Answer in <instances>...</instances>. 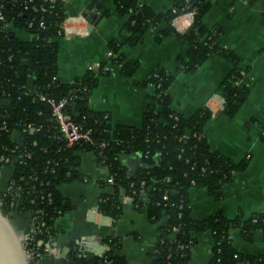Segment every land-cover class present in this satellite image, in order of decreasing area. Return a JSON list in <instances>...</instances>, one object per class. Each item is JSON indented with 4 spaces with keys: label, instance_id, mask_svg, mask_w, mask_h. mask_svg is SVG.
I'll use <instances>...</instances> for the list:
<instances>
[{
    "label": "trees",
    "instance_id": "16d2710c",
    "mask_svg": "<svg viewBox=\"0 0 264 264\" xmlns=\"http://www.w3.org/2000/svg\"><path fill=\"white\" fill-rule=\"evenodd\" d=\"M112 1L116 11L127 17L124 29L128 35L121 41L109 42L107 60L99 63L97 73L86 70L82 77L63 82L56 75L59 47L55 41L62 34L60 24L66 18L63 1L0 0L3 17L0 20V99L7 101L0 108V167L7 163L6 158L20 157V161L11 164L12 174L6 188L0 191V211L4 217H10L13 211L32 214L29 237L22 242L27 264H39L40 256L46 251L44 243L52 244L57 235L55 219L71 207L59 185L73 180L91 181L78 171V150L92 152L97 164L105 166L111 177L110 182L96 181L100 187L107 188L97 200L100 213L118 218L121 197L129 195L133 206L145 211L150 222L166 218V223L158 228L151 264H185L190 258V246L197 241L196 234L205 231L211 233L213 240L207 264H264V252L243 254L233 246L229 235L231 228H238L246 240H251L256 233L264 239V212L244 217L239 211L233 218L221 211L204 219L191 215V187L204 188L220 200L224 195L223 185L248 163L246 157L234 161L210 149L203 136L205 122L211 115L208 107L201 106L188 117L175 112L170 107L168 92L173 78L160 67L152 69L147 80L141 83L152 87L154 93L139 127L112 125L106 112L89 105L97 75L110 73L103 66L120 64V72L125 76H132L137 69V61L125 60L120 53L123 44L134 45L149 27L160 22L169 26L160 34L175 33L174 18L194 11L191 27L181 35L188 47L185 57L179 58L180 70L194 72L214 55L227 58L231 67L218 90L224 99L223 112L235 115L248 94V87L239 84L246 68H241L232 53L219 44L222 30L203 24L209 1L171 0V7L159 13L139 0ZM8 23L28 33L29 38L3 31V25ZM31 79L34 92L26 89ZM39 93L56 99L74 94L65 109L75 122L91 131L92 142L68 146L51 116L50 107L37 97ZM72 103L76 104L78 117L73 116ZM174 114L178 115L177 119L173 118ZM15 130L19 141L11 138ZM131 153L142 163L133 173L122 161L123 156ZM105 242L110 249L103 256L88 258L73 250L68 256L75 264H123L125 258L112 252L114 246L120 245V239L109 238Z\"/></svg>",
    "mask_w": 264,
    "mask_h": 264
},
{
    "label": "crops",
    "instance_id": "0c3cea01",
    "mask_svg": "<svg viewBox=\"0 0 264 264\" xmlns=\"http://www.w3.org/2000/svg\"><path fill=\"white\" fill-rule=\"evenodd\" d=\"M209 9L202 18L208 28L219 27V44L230 51L241 68H246L239 82L248 87V94L233 116L223 112V97L218 85L227 75L231 63L227 58L214 55L202 62L194 72L180 70L179 58L185 57L187 43L181 36L192 24L188 13L179 15L172 25L174 32L160 34L169 26L160 22L149 27L134 45L123 44L120 53L125 60L138 62L132 76L122 75L120 64H111L109 74H98L89 105L107 113L112 125L139 127L146 106L152 103L153 89L141 83L147 80L155 67H160L173 81L168 88L170 107L184 117L201 106L211 110L204 125L203 136L211 150L239 161L248 158L245 169L237 171L232 180L223 185V198L210 196L204 188L189 189V207L195 219H204L217 211L233 218L239 211L244 217L264 212V0H208ZM156 13L168 10L171 0H139ZM66 12L63 33L55 37L59 47L57 77L69 82L82 77L89 66L106 61L108 44L123 40L127 17L116 11L112 0H63ZM90 6L87 16H83ZM87 17H89L87 19ZM3 31L15 32L22 38L29 34L10 23ZM26 89H35L32 79ZM7 101L0 99V108ZM11 138L19 141L18 131ZM80 162L78 171L91 181L73 180L59 185L61 194L71 207L55 219L57 235L50 248L39 258V264H75L68 253L92 258L105 255L109 238H119L120 245L113 254L125 258L123 264H151L156 252L159 226L166 223L162 217L150 222L143 210L132 204L131 198L121 197V214L113 219L97 209V200L107 188L97 180H107L108 170L97 164L92 152L76 151ZM133 173L142 163L136 154L122 157ZM12 165L0 167V191L4 190L12 174ZM32 214L13 211L7 221L18 237L29 234ZM229 235L233 246L241 253L257 255L264 252V239L260 233L251 240L241 236L238 228ZM197 241L190 246V258L185 264H207L213 240L209 231L196 234Z\"/></svg>",
    "mask_w": 264,
    "mask_h": 264
},
{
    "label": "built area",
    "instance_id": "2783aa9c",
    "mask_svg": "<svg viewBox=\"0 0 264 264\" xmlns=\"http://www.w3.org/2000/svg\"><path fill=\"white\" fill-rule=\"evenodd\" d=\"M46 1L53 2L55 0H46ZM60 1H63V0H60ZM184 1L188 2V0H184ZM185 13H188L193 18L194 11H188ZM176 18H174V20ZM1 19H3L2 15H0V20ZM39 25L43 26V23L40 22ZM63 25H64V20L60 24V27L62 29V33H63ZM107 54H108V52H107ZM88 70H92L94 73H97L99 70V64L89 66ZM103 70H106V71L108 70L111 72V64H107L106 66H103ZM34 91H35V89L33 91H30V92H34ZM37 97L39 98V100L47 103V105L50 107L51 116L56 121L57 126H58V131L61 133V136L63 137V139L65 140V142L68 146H72V145L77 144V143L82 142V141L92 142L91 131L89 129H84L77 122H75L73 117L70 115V113L67 112L65 109L66 106L68 105V103L74 99V97H75L74 94H71L67 98H61V99H56L54 97H50L46 94H41V93H39L37 95ZM223 103H224V99L221 100L222 106H223ZM177 117H178V115H176V114L173 115L174 119H177ZM30 130H33L32 126H31ZM15 161H20V157L18 156V157H14V158H6L5 159V162H7L9 164H12ZM166 179H168V177ZM107 181L108 182L111 181L110 175H109V178L107 179ZM140 193L143 195L144 190H141ZM18 195H19V192H18L17 196ZM126 196H128L129 198H131V200H133V198L131 196H129V195H126ZM166 198H167V195L164 196V199H166ZM173 230L175 231L176 227H174ZM29 233H30V230H29ZM27 237H29V234Z\"/></svg>",
    "mask_w": 264,
    "mask_h": 264
},
{
    "label": "water",
    "instance_id": "95a60500",
    "mask_svg": "<svg viewBox=\"0 0 264 264\" xmlns=\"http://www.w3.org/2000/svg\"><path fill=\"white\" fill-rule=\"evenodd\" d=\"M89 9L90 6L85 10L83 16H87ZM71 107L74 112L73 116L78 117L79 112L75 111L76 104L72 103ZM27 238V236L18 237L15 235L7 221V217H4L0 211V264H27L25 250L22 246V242ZM39 244H42V241H39ZM50 245L44 243L46 250L50 248Z\"/></svg>",
    "mask_w": 264,
    "mask_h": 264
},
{
    "label": "rangeland",
    "instance_id": "374dc122",
    "mask_svg": "<svg viewBox=\"0 0 264 264\" xmlns=\"http://www.w3.org/2000/svg\"><path fill=\"white\" fill-rule=\"evenodd\" d=\"M78 151H80V150H78ZM131 154H133V153H131ZM28 236V235H27Z\"/></svg>",
    "mask_w": 264,
    "mask_h": 264
}]
</instances>
